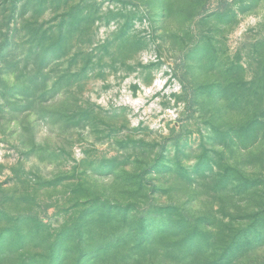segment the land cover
Masks as SVG:
<instances>
[{
  "label": "rangeland",
  "instance_id": "obj_1",
  "mask_svg": "<svg viewBox=\"0 0 264 264\" xmlns=\"http://www.w3.org/2000/svg\"><path fill=\"white\" fill-rule=\"evenodd\" d=\"M0 264H264V0H0Z\"/></svg>",
  "mask_w": 264,
  "mask_h": 264
}]
</instances>
